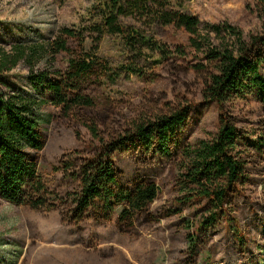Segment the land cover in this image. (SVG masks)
I'll return each instance as SVG.
<instances>
[{
    "label": "trees",
    "instance_id": "obj_1",
    "mask_svg": "<svg viewBox=\"0 0 264 264\" xmlns=\"http://www.w3.org/2000/svg\"><path fill=\"white\" fill-rule=\"evenodd\" d=\"M186 1L102 0L88 27L91 42L86 27L62 28L51 41L0 49L1 201L47 217L68 200L73 222L114 214L121 229H135L153 221L161 190L153 177L127 179L122 167H170L175 195L165 213L179 220L188 262L196 264L221 236L234 242L228 257L248 251V237L256 240L259 230L253 233L252 222L243 220L238 201H254L250 178L264 156V0H257L260 28L247 36L227 23L202 26L183 11ZM121 18L146 31L123 26ZM157 27L183 32L186 45L156 40L151 30ZM106 36L122 41L127 74L152 83L162 72L173 87L128 107L99 93L119 76L97 54ZM61 55L65 70H35ZM20 63L28 69V92L4 80ZM198 102L215 107L216 129L187 143L182 138ZM47 108L58 112L52 131L68 135L58 154L46 152L40 113ZM63 184L66 190L75 185L66 197L56 187ZM259 247L264 264V237Z\"/></svg>",
    "mask_w": 264,
    "mask_h": 264
},
{
    "label": "rangeland",
    "instance_id": "obj_2",
    "mask_svg": "<svg viewBox=\"0 0 264 264\" xmlns=\"http://www.w3.org/2000/svg\"><path fill=\"white\" fill-rule=\"evenodd\" d=\"M101 1L0 0V49L9 51L16 41L21 40L39 43L51 41L62 28L76 30L86 27L91 42L95 36L89 28L98 15L96 7ZM183 11L196 17L202 26L227 23L245 36L257 32L261 24L257 0H189L184 3ZM120 22L123 26L146 31L145 26L136 21L121 18ZM151 33L156 40L170 48L187 43V36L172 28L157 27ZM97 54L107 58L119 75L114 84H107L99 91L114 103L128 107L136 104L146 93L164 92L170 89V84L172 86L162 76V72L158 80L152 83L127 74L123 67L128 66L129 55L117 37H104L98 45ZM66 67L67 58L61 55L55 62L42 63L35 70L63 71ZM27 77L28 69L20 63L4 75V80L28 92L30 87ZM57 117L58 112L53 108L40 113L48 154H58L57 146L68 137L52 131V121ZM216 122L215 107L198 102L182 139L187 143L203 139L215 131ZM85 149L84 146H78L80 153H85ZM260 163L262 166H256L250 178V196L254 201H238L243 220L252 222L253 233L259 230L257 239L252 241L248 237V251L239 250L233 259L226 254L233 250V240L227 244L221 240L222 236L218 237L201 253L196 264H261L263 255L260 254L259 244L264 237V156ZM122 171L127 179L149 176L159 185L161 194L153 204V221H142L135 229L124 230L116 223L114 214L105 221L87 218L78 223L73 222L69 218L71 204L68 200L47 217L0 200V264H190L186 259L185 233L179 227V220L176 216L167 217L165 213L166 209H170V202L175 195V171L170 167L150 165H139L131 171L122 167ZM67 185L56 186L65 197L75 188V185H71L66 190ZM254 212H258L257 215ZM235 242L239 243L238 240Z\"/></svg>",
    "mask_w": 264,
    "mask_h": 264
}]
</instances>
